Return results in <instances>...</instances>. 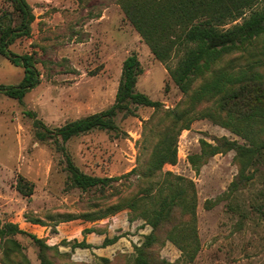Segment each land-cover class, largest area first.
I'll return each instance as SVG.
<instances>
[{
	"label": "rangeland",
	"instance_id": "374dc122",
	"mask_svg": "<svg viewBox=\"0 0 264 264\" xmlns=\"http://www.w3.org/2000/svg\"><path fill=\"white\" fill-rule=\"evenodd\" d=\"M28 2L34 14L31 32L17 38L10 48L18 54L33 55L41 82L22 101L0 91V219L17 223L26 231L17 238L30 261L41 264L39 246L30 233L52 245L48 239L58 230L57 226L71 220L82 224L83 220L95 223L91 228L106 233L102 245L106 237H118L114 242L118 246L110 251L112 260H117L114 264H132L138 253L136 247L143 244L153 227L140 215L145 202L133 211L124 199L128 201L137 193L143 195L147 187L152 193L157 192L165 182L164 176L172 173L182 179L196 200L193 225L199 247L193 259L189 258L176 242L168 239L170 225L162 226L148 250L147 258L153 264H264V216L259 210L261 206L264 209V164L259 165L263 174L257 171L247 186L230 191L239 172L236 151L208 155L204 153L208 148L204 143L215 145L221 137L241 144L250 141L208 116L192 119L180 131L174 144L176 161L164 163L152 185L135 173L105 188L83 191L70 186L65 155L56 150L51 139H38L35 121L41 120L55 129L110 107L115 102L124 60L137 53L144 69L137 88L161 101L163 109L139 106L137 116L119 115L118 124L126 132L121 137L97 129L66 143L68 154L84 172L120 176L134 167L143 171L159 138L157 134L166 123L165 109L176 107L186 96L117 0H87L83 4L79 0ZM6 14L7 24H18L14 5L0 0V17ZM263 45L262 40L251 48L254 56L242 50L225 55L215 65L216 71L245 67L252 59L264 61ZM182 55L183 51L175 54L169 65L174 67ZM23 76L22 66L0 54V84L16 85ZM201 83L197 79L194 87ZM214 105L213 101L200 103L190 112L191 118L193 112ZM261 127L253 125L249 134L258 142L264 141ZM192 158L197 159V165L191 162ZM20 184L32 194H22L18 190ZM116 205L120 208L115 209ZM103 213L106 216L96 220L86 216ZM189 218L188 214L179 215L173 223ZM73 242L74 238L69 241L60 237L59 244H55L59 248L50 250L48 258L54 264L99 263V256L75 249ZM190 242H184V246L192 247L194 243ZM60 246L68 250H61ZM20 258L16 255L15 261Z\"/></svg>",
	"mask_w": 264,
	"mask_h": 264
},
{
	"label": "trees",
	"instance_id": "16d2710c",
	"mask_svg": "<svg viewBox=\"0 0 264 264\" xmlns=\"http://www.w3.org/2000/svg\"><path fill=\"white\" fill-rule=\"evenodd\" d=\"M17 12L18 24H7L5 16L0 17V54L12 63L24 68V76L16 85L0 84V91L12 98L22 101L25 95L41 82V73L36 66L32 54H18L10 45L19 37L29 35L34 20L32 7L28 0H8ZM87 0H79L84 3ZM125 12L126 17L145 39L154 55L166 66L172 79L186 96L174 108L165 109L166 123L161 137L156 141L143 171L134 167L120 176H98L84 172L72 160L67 152L66 143L73 137L93 130H106L115 136L126 134L118 124V116H137L139 106L153 107L162 110L164 104L153 100L147 93L139 91L137 83L144 69L137 53H132L124 60L115 102L108 108L71 121L55 129L47 127L43 121H35L38 128V139H51L57 151L65 155L69 172L70 186L87 191L94 187L105 188L122 178L132 174L140 175V180L153 183L162 166L166 162H175L177 150L174 146L180 131L190 125V121L198 117H210L219 124L232 131L244 135L249 144H241L236 140L221 137L217 143H204L205 154L212 155L228 150L236 151L239 172L230 184V191L234 192L247 186L256 176L259 165L264 164V141L249 135L252 126L261 124L264 138V61L252 59L247 66L236 70L219 69L215 65L227 54L238 50L255 54L251 48L259 41H264V0H117ZM183 51L174 67L169 62L175 54ZM264 56V45L261 48ZM197 79L202 83L194 87ZM213 101V107L206 110L190 112L200 103ZM44 128V129H41ZM191 162L197 165V159ZM164 184L155 193L149 187L144 189L143 195L125 198V203L133 210L140 209V215L152 225V231L146 235L141 246L136 247L137 256L132 264H153L148 256L150 246L157 240L156 232L165 225H170L168 239L176 242L189 258L193 259L198 251L197 236L194 230L196 200L180 179L172 173H167ZM18 190L24 195H31L20 184ZM116 205L115 209H119ZM259 210L264 216L263 207ZM188 214L190 218L184 222L173 223L179 215ZM91 220L104 218L106 213L96 216L86 215ZM37 222V221H35ZM93 228L88 229V231ZM87 231V232H88ZM19 234H26L17 223L3 222L0 219V263L1 264H33L24 252V246L17 238ZM30 237L39 246L41 264H54L47 254L50 250L58 249V245H49L46 240L30 233ZM118 237L105 238L103 246L114 243ZM194 243L192 247H185L184 242ZM73 247H92L85 239H74ZM16 255L21 258L15 261ZM99 263L114 264L117 260L108 257H98Z\"/></svg>",
	"mask_w": 264,
	"mask_h": 264
},
{
	"label": "crops",
	"instance_id": "0c3cea01",
	"mask_svg": "<svg viewBox=\"0 0 264 264\" xmlns=\"http://www.w3.org/2000/svg\"><path fill=\"white\" fill-rule=\"evenodd\" d=\"M76 221L77 220H71L69 222H64L65 223L64 225L61 224L57 226L58 230L51 234L50 239H48V242L52 245L59 244L60 237L68 238L69 241L71 238L78 239L79 241H81L80 236H82L83 239H85L88 243L92 244L93 246L86 247V248L77 247L75 249H79L82 252H89L91 255H94V256L95 255L96 256H107L110 259H112L110 251L116 248L119 243L116 242V243H113L107 246H103L102 241L106 233L98 231L97 229H93L91 231H88V233L86 234L84 233V229L91 228L92 226H94L95 223L89 224L87 222H83L82 220V224H81V223H77ZM40 228H44L45 230V228L47 227L40 225ZM47 234H49V232H47ZM60 248L61 250L62 248H64L65 250H68V247L60 246Z\"/></svg>",
	"mask_w": 264,
	"mask_h": 264
}]
</instances>
